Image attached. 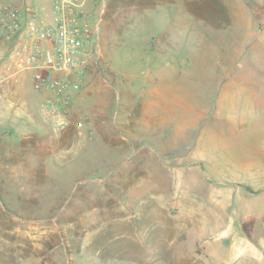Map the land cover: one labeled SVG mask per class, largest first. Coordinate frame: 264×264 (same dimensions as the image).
I'll list each match as a JSON object with an SVG mask.
<instances>
[{"label": "rangeland", "instance_id": "obj_1", "mask_svg": "<svg viewBox=\"0 0 264 264\" xmlns=\"http://www.w3.org/2000/svg\"><path fill=\"white\" fill-rule=\"evenodd\" d=\"M230 1L85 0L97 47L63 128L0 39V264H264L259 208L225 182L242 149L222 141L252 131L221 112L225 93L264 97L242 74L264 33Z\"/></svg>", "mask_w": 264, "mask_h": 264}, {"label": "built area", "instance_id": "obj_2", "mask_svg": "<svg viewBox=\"0 0 264 264\" xmlns=\"http://www.w3.org/2000/svg\"><path fill=\"white\" fill-rule=\"evenodd\" d=\"M49 16L37 7L0 2V39L12 74L30 73L33 88L43 92V112L53 128L68 124L74 96L80 91L96 52L98 24L86 19L85 0H49Z\"/></svg>", "mask_w": 264, "mask_h": 264}, {"label": "crops", "instance_id": "obj_3", "mask_svg": "<svg viewBox=\"0 0 264 264\" xmlns=\"http://www.w3.org/2000/svg\"><path fill=\"white\" fill-rule=\"evenodd\" d=\"M21 1L22 0H16L15 4L19 6ZM26 1V4L31 5L33 4L30 3V1H41V6L38 4L37 8L40 9L43 16H49V0ZM231 1L237 2L238 0ZM253 2V9L242 11V17H249L250 19L247 26H245V30L250 31L252 34L257 33L258 35L262 32L264 33V0H253ZM23 3H25V0H23ZM258 36L260 37V35ZM249 64L253 66L252 69L257 71L260 70V72L258 71V74L254 72L242 73L243 76H245V85L243 88H247L250 83L247 76L254 75L257 79L264 81V59L252 56ZM228 98H230L229 101ZM228 102H233L230 108L231 112L236 113L237 111L241 114V121L238 123L237 128H241L243 133L245 128L250 129L252 131V139L222 141L225 147L236 145L242 149V154L239 153L234 162L231 160L230 167L232 171L228 173L230 177H228L229 179L225 180V182L228 187H235L237 190L243 189L244 193L241 196V201L244 203V207L252 209L254 203L255 207L259 208L258 213H249L254 222L250 225L249 230L254 235V240L264 241V236L262 237V235H264V222L263 224L257 222L258 220H264V97L259 96L256 91H253L252 94H246L244 90L235 94L232 92L225 93L223 95V101L221 99V112L223 110H228ZM209 165L212 167L213 164L211 161ZM215 167L219 168L222 174H224V168L220 166ZM247 241H249L252 246L253 255L259 254L258 251L262 249V246L256 240Z\"/></svg>", "mask_w": 264, "mask_h": 264}]
</instances>
